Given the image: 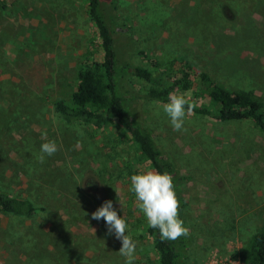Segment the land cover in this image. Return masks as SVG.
<instances>
[{"label":"rangeland","instance_id":"374dc122","mask_svg":"<svg viewBox=\"0 0 264 264\" xmlns=\"http://www.w3.org/2000/svg\"><path fill=\"white\" fill-rule=\"evenodd\" d=\"M87 5L0 0V192L40 209L30 218L0 213V264H124L120 242L102 219H91L106 200L128 224L134 264H158L129 191L131 175L152 170L137 146L114 122L67 124L55 111L54 102L75 90L86 50L102 61ZM101 7L122 63L166 78L206 73L264 100V0H101ZM122 86L144 92L149 84L127 79ZM162 105L132 109L185 179L189 243L181 263L239 264L233 254L264 222V132L250 120L193 114L186 130L174 131ZM49 140L58 151L40 163Z\"/></svg>","mask_w":264,"mask_h":264},{"label":"trees","instance_id":"16d2710c","mask_svg":"<svg viewBox=\"0 0 264 264\" xmlns=\"http://www.w3.org/2000/svg\"><path fill=\"white\" fill-rule=\"evenodd\" d=\"M87 8L89 19L97 32L102 61L94 60L93 49L86 50L84 63L77 72L75 90L67 102L62 99L54 102L55 111L67 124L81 123L103 129L110 122L116 123L137 146L140 156L152 170L167 172L173 177L181 218L185 205V179L178 176L174 164L162 156L150 133L135 118L132 108L144 103L164 104L169 93L191 91L189 100L194 105L191 114L221 123L250 120L264 132V100L250 93L230 91L215 84L206 73L192 78L186 71L179 77L166 78L162 74L155 76L141 66L122 63L114 51L113 31L107 23L101 0H88ZM127 79L147 83L149 87L144 92H128L122 86ZM201 99H206L212 107L199 103ZM38 211L40 209L28 199L0 192V213L30 218ZM145 235L152 242L158 264H182L181 258L188 248L189 235L176 241H162L158 230L149 227ZM232 258H237L241 264H264V222Z\"/></svg>","mask_w":264,"mask_h":264},{"label":"clouds","instance_id":"9594fccd","mask_svg":"<svg viewBox=\"0 0 264 264\" xmlns=\"http://www.w3.org/2000/svg\"><path fill=\"white\" fill-rule=\"evenodd\" d=\"M194 105L182 93H169L167 102L162 105V111L169 119L174 131H183L185 117L192 113ZM46 137V133L44 134ZM58 151L55 141L41 144L40 163L46 157L53 156ZM129 191L134 194L137 209L146 218L149 228L157 229L162 241H176L189 235V229L179 216V200L176 195L173 177L167 172L145 170L130 177ZM87 215V213H85ZM91 219L100 221L107 226V235L114 236L120 242L119 254L124 257V264H134L136 259V243L127 234L128 224L117 213L110 200H106L91 213ZM95 232V230L93 229Z\"/></svg>","mask_w":264,"mask_h":264},{"label":"built area","instance_id":"2783aa9c","mask_svg":"<svg viewBox=\"0 0 264 264\" xmlns=\"http://www.w3.org/2000/svg\"><path fill=\"white\" fill-rule=\"evenodd\" d=\"M237 260V259H236ZM239 264H241L239 261H238Z\"/></svg>","mask_w":264,"mask_h":264}]
</instances>
